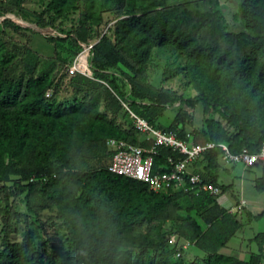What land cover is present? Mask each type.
<instances>
[{
    "label": "trees",
    "instance_id": "obj_1",
    "mask_svg": "<svg viewBox=\"0 0 264 264\" xmlns=\"http://www.w3.org/2000/svg\"><path fill=\"white\" fill-rule=\"evenodd\" d=\"M9 2L18 8L22 0ZM76 3L77 0H51L48 11L57 16L65 15L76 10ZM84 7L75 33L79 44L87 41L90 22L100 20V10L122 8L128 16L113 26V41L104 36L93 45L92 60L98 65L126 69L125 78L131 87V96L148 104L140 108L135 102H128L106 74L94 72L95 79L79 73L73 77L75 82L94 88L104 82L103 90L110 111L119 113L126 104L150 124L175 132L179 139L195 146L212 142L226 144L232 153L243 149L258 151L264 141V124L260 131L254 132L248 115L236 99L217 93L220 84H231L233 77L244 82L246 74L256 67V51L264 57V0L238 2L239 32L228 29L218 0H210L204 11L194 12L182 6H166V0H84ZM138 11L140 13H136ZM201 28H205L209 42L203 43L197 37ZM216 41L232 45L235 54L229 49H219ZM167 45L186 51L192 61L189 72L199 92V102L204 110L211 108L221 114L237 130L236 133L229 135L220 122L213 119L205 121V128L188 133L184 126L190 122L191 116L186 112L177 113L168 127L156 125L166 106L181 101V97L175 92L142 83L139 75L143 72L151 47ZM36 60L37 55L27 49L24 59L27 75H32ZM229 73L233 75L228 76ZM262 77L264 65L259 68L252 89H257ZM47 88L46 81L41 78L29 79L24 87L20 82L0 80V105H19L24 113L35 118L30 130L26 125L1 129L8 142L7 146L0 145V159L2 154L9 152L17 160L25 161L28 156L38 160L35 165L8 167L7 171L0 173V181L17 177L27 183L20 187L29 194L42 192L35 182L42 187L48 186L51 197L59 203L60 218L68 233V249L59 255L56 252L47 253L43 245L41 249L34 248L33 235L31 231H26L20 243H4L0 248V264H181L173 259V251L160 250L155 256L141 257L119 249L118 239L123 230H131L140 224L160 205H168L187 215L177 227V236L208 254L205 264H264V230L252 238L258 251L251 253L246 261L220 253L242 223L238 219L239 213H231L220 206L215 196L206 192L197 196L183 192L154 193L142 182L108 172L110 161L106 166L102 165L103 157L96 159L97 166L91 170L77 169L76 159L82 158L80 152L84 145L97 148L102 141L107 142L111 138L145 147L151 142L134 130L133 134L139 136L140 142L130 140L127 133L116 126L101 123L98 114L95 120L86 119L82 113H89V110L81 105L53 107L44 98ZM39 115L40 118L37 117ZM219 154V149L207 151L194 165H203L208 172L205 176L200 175L202 179L218 187L223 194L232 186L217 181V171L222 167ZM106 157L111 160L109 150ZM169 157L182 158L170 149L159 148L154 158V170L168 171ZM40 161L44 165H39ZM193 172L197 173L196 170ZM254 188L264 193V176L254 181ZM103 189H108L117 202L99 209L94 199ZM238 203L235 198V204ZM242 211L249 222L264 220V209L256 215L245 208ZM146 246L156 250L161 248L155 243Z\"/></svg>",
    "mask_w": 264,
    "mask_h": 264
},
{
    "label": "rangeland",
    "instance_id": "obj_2",
    "mask_svg": "<svg viewBox=\"0 0 264 264\" xmlns=\"http://www.w3.org/2000/svg\"><path fill=\"white\" fill-rule=\"evenodd\" d=\"M210 0H166V6H182L194 11H204ZM51 0H22L18 8L13 7L9 0H0V80L12 83L20 82L24 87L29 79L46 81L48 88L44 91V98L53 107L68 108L72 105H81L89 110L82 113L88 120L99 121L104 125L112 124L121 129L130 140L140 142L139 136L133 134L132 121L125 107L119 113H113L108 108V99L104 93V82L96 88L77 83L73 80V61L86 52L89 45L96 44L102 37L107 36L113 41V26L127 18L122 8L109 7L100 10V20L90 22L87 31V41L77 43L75 33L82 20L85 7L84 0H77L76 10L65 15H54L48 11ZM222 6L224 16L228 22V29L239 32L240 21L237 18L238 2L240 0H218ZM140 13V11L136 12ZM205 28L197 32V37L203 43L209 42ZM219 49H229L235 54L234 47L223 41H216ZM27 49L37 55L36 63L31 76L24 71V59ZM89 78H94V72L106 74L118 86L128 102H135L144 108L146 101L136 100L131 96V87L125 76L127 70L122 67L98 65L93 62L92 54H88ZM256 67L247 73L244 82L236 77L229 85L220 84L217 95L232 96L241 109L248 115L254 132L261 130L264 124V77L259 81L257 89H252L256 82L257 72L264 65V57L259 51L254 53ZM81 62H86V56H80ZM191 58L186 51L175 49L171 45L151 47L148 59L144 65L139 80L151 87L175 92L181 97L172 105H167L163 114L156 120L157 126L168 127L174 116L179 112H186L191 116L190 122L184 126L188 133L205 128V121L213 119L222 125L229 135L237 130L232 127L221 114L204 106L199 102V92L192 82L189 72ZM258 68V69H257ZM229 73L228 76H232ZM47 94H49L47 96ZM47 97V98H46ZM191 101V102H188ZM190 103V104H188ZM40 118V115L37 116ZM35 118L23 112L19 105L2 107L0 105V145L7 146L8 138L2 134L4 128L14 125L31 129ZM47 119V118H44ZM81 149V159H76V168L84 171L97 166L96 159L102 158V165L109 163L107 142L102 141L99 147L84 145ZM35 157L28 156L25 161L13 158L9 152L2 154L0 159V173L8 167L35 165ZM39 165H44L40 161ZM192 170L205 176L208 170L203 165H193ZM264 176V169L260 166L244 168L241 165L222 167L217 171V181L222 185H231V189L219 198L226 207L235 205V198L246 202V211L252 215L264 209V193L254 188V181ZM42 192L29 194L20 186L27 185L17 177L11 176L9 181H0V248L4 243H20L26 231L33 235V247L41 249L45 246L47 253L56 252L62 255L68 249V233L59 214V203L51 197L48 186L42 187L35 182ZM226 199V200H225ZM99 209L104 206H113L117 198L113 197L108 189L99 192L96 200ZM181 211L168 205H160L151 212L149 217L131 230H123L118 243L121 251H130L133 256H155L160 250L173 251V259L181 264H205L207 256L194 247L190 242L177 236V227L186 217ZM242 227L228 242V248L221 249L220 253L246 260L251 252H257L258 247L252 238L264 230V220L251 221L243 211L238 214ZM176 238L174 244L171 240ZM148 243L160 244L156 250L146 246ZM180 254V256H178Z\"/></svg>",
    "mask_w": 264,
    "mask_h": 264
},
{
    "label": "built area",
    "instance_id": "obj_3",
    "mask_svg": "<svg viewBox=\"0 0 264 264\" xmlns=\"http://www.w3.org/2000/svg\"><path fill=\"white\" fill-rule=\"evenodd\" d=\"M92 47L93 45H89L86 52H82L73 61L71 69L74 74L79 73L87 77L90 76L88 54L91 52ZM81 55L86 56L84 64L81 62ZM123 107L129 113L133 130L143 136L145 140L150 141L151 144L145 147L122 139H108L107 146L112 153L107 167L108 172L142 182L154 193L183 192L191 196H197L206 192L215 196L219 205L231 213H241L246 208L244 200H240L237 205L231 207L221 204L219 198L225 193L222 194L215 185L206 183L199 174L193 172L191 167L198 159L203 157L205 152L219 149V161L222 165H241L244 168L260 166L264 169V141L256 152L243 149L238 153H232L228 146L223 143L208 142L203 146H195L179 139L175 132L161 130L150 124L144 118L133 113L126 104H123ZM159 148L170 149L182 158L169 157L167 159L168 171H155L154 158L158 155ZM175 242L176 238H173L171 243L174 244Z\"/></svg>",
    "mask_w": 264,
    "mask_h": 264
},
{
    "label": "crops",
    "instance_id": "obj_4",
    "mask_svg": "<svg viewBox=\"0 0 264 264\" xmlns=\"http://www.w3.org/2000/svg\"><path fill=\"white\" fill-rule=\"evenodd\" d=\"M241 200H242V199H241ZM245 209H246V208H245ZM191 244H192V243H191ZM192 245H193V244H192ZM193 246H194V245H193ZM227 246H228V243L226 244V246H225L224 248H228V249H230V247H227ZM194 247H195V246H194ZM224 248H223V249H224ZM203 253H204V252H203ZM251 253H257V252H251ZM251 253H250V254H251ZM250 254H249V255H250ZM204 256H207V257H208V254L204 253ZM228 256H229V255H228ZM230 256H231V255H230ZM232 257H233V256H232ZM248 257H249V256H248ZM235 258H236V257H235ZM238 259H239V258H238ZM247 259H248V258H247ZM247 259H246V260H247ZM246 260H245V261H246Z\"/></svg>",
    "mask_w": 264,
    "mask_h": 264
}]
</instances>
